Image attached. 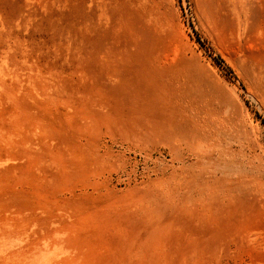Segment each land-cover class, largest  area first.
Returning <instances> with one entry per match:
<instances>
[{"label":"rangeland","instance_id":"rangeland-1","mask_svg":"<svg viewBox=\"0 0 264 264\" xmlns=\"http://www.w3.org/2000/svg\"><path fill=\"white\" fill-rule=\"evenodd\" d=\"M0 264H264V0H0Z\"/></svg>","mask_w":264,"mask_h":264}]
</instances>
